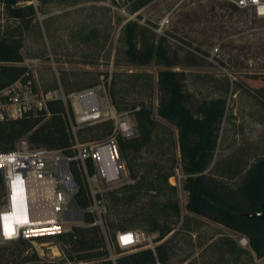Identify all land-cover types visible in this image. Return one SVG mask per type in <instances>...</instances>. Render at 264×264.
Here are the masks:
<instances>
[{"label":"rangeland","instance_id":"1","mask_svg":"<svg viewBox=\"0 0 264 264\" xmlns=\"http://www.w3.org/2000/svg\"><path fill=\"white\" fill-rule=\"evenodd\" d=\"M140 1L29 0L27 3H33L36 11L28 24L11 17L0 4V27L3 31L21 32V63L29 71L34 87L47 90L61 86L69 93L96 85L100 73L107 72L111 74L109 92L118 110L137 105L152 109L158 123L151 141L138 151L122 153L119 149L128 177L136 183L104 194V221L111 223L105 229L114 254L119 253L116 231L137 228L154 237L156 243H165L170 264H262L264 257L257 258L249 244L239 243L241 236L248 238L245 234L185 208L183 183L189 173L182 167L178 129L156 112L157 72L166 66L154 61L132 62L126 53L124 26L129 19H136L152 29L168 16V54L179 61L174 68L185 71L186 88L193 99H226L208 169L223 181L237 185L246 169L258 163L264 165V16L250 8L218 5L214 0H147L131 12ZM186 12H191L193 18L188 23L182 21ZM159 35L155 32V36ZM68 120H74V113ZM111 128V121L85 125L77 130V136L92 140L106 136ZM21 137L27 138V134ZM151 183L157 190L148 188ZM2 197L3 190L0 202ZM43 210L34 208L35 212ZM66 217L67 229L85 225L83 214L75 209ZM157 224L170 228L159 240L156 237L162 231L155 228ZM36 241L35 248L27 240L28 260L14 259L8 264H25L40 257L48 263L66 258L55 236ZM14 243L0 241V245L10 247ZM55 246L59 256L52 254ZM32 251L35 257H31ZM68 261L98 264L64 260Z\"/></svg>","mask_w":264,"mask_h":264},{"label":"trees","instance_id":"2","mask_svg":"<svg viewBox=\"0 0 264 264\" xmlns=\"http://www.w3.org/2000/svg\"><path fill=\"white\" fill-rule=\"evenodd\" d=\"M21 1L26 3L21 4ZM27 1L29 0H0V4L11 17L21 19L28 24L36 8L33 3H27ZM214 1L218 5L238 8L233 3ZM145 2L147 0H141L133 5L131 12L138 10ZM213 7L211 5V9ZM191 16V12H186L185 19L182 21L188 23L193 20ZM124 28L127 42L126 53L132 62L154 61L166 66L157 72L159 96L156 112L162 118L174 123L178 129L181 163L183 170L189 173L183 183L187 191L185 208L245 234L255 256L264 257V221L242 215L243 212L257 211L262 204L264 205V165L258 163L246 169L241 182L237 185L223 181L208 169L216 148L226 99L219 96L194 100L191 92L186 88L185 71L174 68L179 61L168 54L166 37L155 36V32L149 25L141 24L136 19L126 21ZM22 45L21 32L3 31L0 27V87L21 78L27 70L21 63ZM69 116L73 117L69 103L65 105L61 99H52L47 101L46 109L30 111L15 119L0 120V149L12 148L19 137L27 134V138L33 144L60 148L64 153H71L73 137L69 126ZM134 118L137 134L130 138H117L122 153L128 150L138 151L149 143L158 123L152 109L145 105H141L134 111ZM87 164L91 171L92 165L89 159ZM127 167L130 175L134 177L135 174L129 162ZM73 172L78 182L73 202L77 208L84 210L90 203L89 192L75 162ZM124 186H132V184ZM148 188L157 190L152 183ZM117 189L114 188L107 193L112 194ZM2 190L0 171V198ZM83 220L85 225H72L66 231L55 235L59 247L65 254V259L113 264L103 230L98 224H89L94 221L93 213L83 211ZM110 225L111 223L108 222L105 228ZM155 228H161L162 231L156 240L165 235L164 230H170L167 225L157 224ZM27 245H30L29 242L23 238L16 240L12 247L0 245V264H8L9 260L14 259L21 262L28 260ZM118 252L121 253L116 256L115 264H170L164 242L156 243L154 251L150 248H138L135 251L122 252L118 248ZM35 256L36 253L32 251L31 257Z\"/></svg>","mask_w":264,"mask_h":264},{"label":"built area","instance_id":"3","mask_svg":"<svg viewBox=\"0 0 264 264\" xmlns=\"http://www.w3.org/2000/svg\"><path fill=\"white\" fill-rule=\"evenodd\" d=\"M239 8H250L258 16H264V0H226ZM168 16H163L152 29L168 37L165 27ZM217 47L212 49L211 55ZM29 71L21 78L8 85L0 87V120L22 117L30 111L46 109L48 100L61 99L65 105L69 103L74 113V120L69 122L73 142L71 153H64L60 148H49L36 145L28 138L19 137L10 149H0V171L2 174L3 197L0 202V241L28 240L35 248L37 239L45 236H55L67 230L65 223L67 214L75 209L83 214L90 211L94 221L103 230L109 257L115 264L114 254L110 249L106 234L104 216L107 204L104 194L114 188L133 184L135 179L128 177L124 163L119 154L117 138H130L137 134L134 111L132 109L118 110L109 92L110 73L102 72L96 85L77 91L65 93L62 87L41 90L33 85ZM111 121L110 132L100 138L80 140L77 130L83 126L99 122ZM90 160L92 170H89L87 160ZM79 169L82 181L89 192L90 203L81 210L73 202V195L78 189V182L73 172V163ZM177 177L180 178V173ZM187 194V191H185ZM23 194L26 203L27 219L20 216L7 219L5 225L3 216L9 214L14 196ZM17 200V201H19ZM43 200V202H42ZM43 208V211H34ZM154 237L137 228L119 229L115 233L116 246L125 252L138 248H150L154 251ZM239 243L248 244V239L241 236ZM53 255H60L55 246ZM67 260V259H66ZM25 264H77L73 262H46L43 257Z\"/></svg>","mask_w":264,"mask_h":264},{"label":"bare ground","instance_id":"4","mask_svg":"<svg viewBox=\"0 0 264 264\" xmlns=\"http://www.w3.org/2000/svg\"><path fill=\"white\" fill-rule=\"evenodd\" d=\"M16 198H17V196H14L9 214L3 216L5 225H8L7 219H10V217H16V216L19 217L20 213H22L21 218L24 219V221H26V219H27L26 203H25L23 194L20 195V200H19V198L18 199H16ZM17 200H19V201H17Z\"/></svg>","mask_w":264,"mask_h":264},{"label":"water","instance_id":"5","mask_svg":"<svg viewBox=\"0 0 264 264\" xmlns=\"http://www.w3.org/2000/svg\"><path fill=\"white\" fill-rule=\"evenodd\" d=\"M243 216L247 218H257L264 221V205H261V208L257 211H247L242 213Z\"/></svg>","mask_w":264,"mask_h":264}]
</instances>
